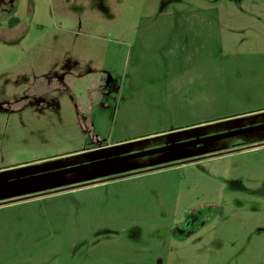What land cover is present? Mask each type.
<instances>
[{
  "label": "rangeland",
  "instance_id": "rangeland-1",
  "mask_svg": "<svg viewBox=\"0 0 264 264\" xmlns=\"http://www.w3.org/2000/svg\"><path fill=\"white\" fill-rule=\"evenodd\" d=\"M16 16L0 264H264V0H17Z\"/></svg>",
  "mask_w": 264,
  "mask_h": 264
},
{
  "label": "flooded vegetation",
  "instance_id": "flooded-vegetation-1",
  "mask_svg": "<svg viewBox=\"0 0 264 264\" xmlns=\"http://www.w3.org/2000/svg\"><path fill=\"white\" fill-rule=\"evenodd\" d=\"M16 11H17V0H0V23H7V25H8L9 21H11L13 18L17 17ZM229 153H233V152H229ZM229 153H226V154H229ZM221 155H224V154H220L218 156H221ZM218 156H211V158L212 157H218ZM199 160H204V159H198V160H195L193 162H190V161L189 162H182V163L170 165V167L171 166L185 165L188 163H194V162L199 161ZM184 225L190 226L191 222L184 223Z\"/></svg>",
  "mask_w": 264,
  "mask_h": 264
},
{
  "label": "trees",
  "instance_id": "trees-1",
  "mask_svg": "<svg viewBox=\"0 0 264 264\" xmlns=\"http://www.w3.org/2000/svg\"><path fill=\"white\" fill-rule=\"evenodd\" d=\"M19 23H20L19 18L15 17L11 21H9V23H8L9 26L8 27L13 28V27L17 26Z\"/></svg>",
  "mask_w": 264,
  "mask_h": 264
},
{
  "label": "water",
  "instance_id": "water-1",
  "mask_svg": "<svg viewBox=\"0 0 264 264\" xmlns=\"http://www.w3.org/2000/svg\"><path fill=\"white\" fill-rule=\"evenodd\" d=\"M240 133H244V131H242V132H237V133H233V134H230V135H234V134H240ZM221 137V136H220ZM220 137H216V138H213V139H218V138H220ZM205 141H207V140H201V141H199V142H205ZM198 143V142H197ZM177 147H180V146H175V148H177ZM117 161H119V160H117ZM193 161H195V160H192V161H190V162H193ZM109 163V162H108ZM162 168H165V167H162ZM81 169H83V168H81Z\"/></svg>",
  "mask_w": 264,
  "mask_h": 264
}]
</instances>
